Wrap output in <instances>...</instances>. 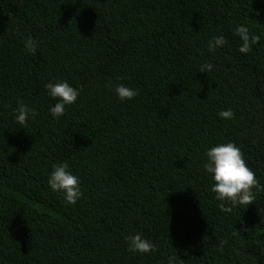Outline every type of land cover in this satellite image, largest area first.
Listing matches in <instances>:
<instances>
[{"label":"trees","instance_id":"obj_1","mask_svg":"<svg viewBox=\"0 0 264 264\" xmlns=\"http://www.w3.org/2000/svg\"><path fill=\"white\" fill-rule=\"evenodd\" d=\"M58 81L82 90L53 117ZM228 142L264 185V0H0V264H264V192L221 211L203 168ZM63 163L74 205L48 184ZM137 233L157 250L128 251Z\"/></svg>","mask_w":264,"mask_h":264},{"label":"clouds","instance_id":"obj_2","mask_svg":"<svg viewBox=\"0 0 264 264\" xmlns=\"http://www.w3.org/2000/svg\"><path fill=\"white\" fill-rule=\"evenodd\" d=\"M234 34L240 37L242 44L239 47V51L244 54L251 52L252 45L257 44L260 40L258 35L250 34L249 28L243 25L236 28ZM37 43L38 41L29 37L25 41L27 52L35 54ZM226 43L227 41L223 36L213 37L208 42V50L213 52L217 47H223ZM212 68L213 65L211 63H205L200 66L199 71L207 73ZM45 88L51 97L59 100L49 109L53 117L64 115L65 106L74 104L82 90L70 86L66 81L49 82L45 85ZM115 91L121 101L131 100L139 94L137 90L123 84L117 85ZM36 115L37 110L35 108H29L23 103H19L15 120L18 124L25 125L29 117L35 119ZM219 116L223 119H232L234 112L231 109L222 110ZM205 156L206 162L203 164V168L212 175L214 186L211 190L216 194L215 198L218 201H229L231 203V207H226L224 203H221L219 205L221 211L231 212L233 207L253 204L256 193L264 192V185L259 183L256 173L248 166L244 153L235 143H221L211 147L205 152ZM53 169L48 178L50 188L55 192H63L66 202L74 205L83 196L80 178L68 170L69 166L67 163L54 165ZM243 230L248 231L246 227ZM125 239L129 244L128 251L130 252L143 254L157 250V246L152 241L143 238L139 233L127 236ZM220 243L222 251V246L227 241L224 240ZM168 264H179L177 256H170Z\"/></svg>","mask_w":264,"mask_h":264}]
</instances>
